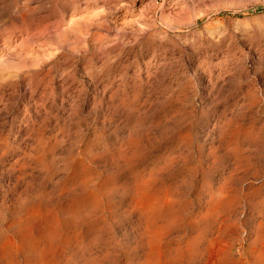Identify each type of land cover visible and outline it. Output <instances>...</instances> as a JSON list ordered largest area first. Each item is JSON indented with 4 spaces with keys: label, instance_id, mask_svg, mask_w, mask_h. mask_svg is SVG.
<instances>
[{
    "label": "rangeland",
    "instance_id": "rangeland-1",
    "mask_svg": "<svg viewBox=\"0 0 264 264\" xmlns=\"http://www.w3.org/2000/svg\"><path fill=\"white\" fill-rule=\"evenodd\" d=\"M154 1L106 0L89 51L77 53L55 37L79 13L70 0H0L1 59L19 52L27 19L50 33L26 44L34 64L0 77V237L23 199L56 213L74 206L51 264H254L264 0ZM70 167L82 171L69 177ZM227 177L244 191L224 195L231 211H212L209 195ZM143 178L179 190L171 222L145 223L132 189ZM87 193L96 200L83 204Z\"/></svg>",
    "mask_w": 264,
    "mask_h": 264
},
{
    "label": "bare ground",
    "instance_id": "bare-ground-1",
    "mask_svg": "<svg viewBox=\"0 0 264 264\" xmlns=\"http://www.w3.org/2000/svg\"><path fill=\"white\" fill-rule=\"evenodd\" d=\"M70 1L73 6L72 9L79 10V13H75L73 16L69 15V28L63 34L55 36L56 43L58 46H67L71 48L73 52L77 51V53H79V50L82 52L89 51L91 29L99 21L106 0H103L102 6L97 3L90 6V0H86V2H84L85 5H82L80 0ZM154 3V0H149V5H153ZM32 23L33 20L30 18L27 19V22L23 24L20 35H17L14 40V44L19 48V52L10 54L12 56L11 59L0 58V77H2V72L5 69L11 68L18 73L28 65L29 61H31L32 64L36 62L37 58L33 57V51L26 47V44L35 36L37 38H43V36L46 37V35L50 33L43 25ZM70 39H72L73 42L67 43V40L70 41ZM94 41H96V39ZM242 134L247 136L248 132L245 131L242 132ZM68 169H70L68 173L69 177H71V175L72 177L77 176L82 171V167H75V169L70 167ZM151 184L152 182L146 178L132 184V189L135 193V202L138 206L140 215H142L146 224L152 225L155 220H161L164 224L171 222L172 219L177 217V211L181 209L180 204L175 200V196H178L179 190L164 184L151 188ZM237 185L238 182L233 179V177L221 178L216 188H214L211 195H209L207 207H210L212 211L224 210L225 207L222 206L224 195L231 192L236 194L244 191L242 186ZM95 200V193H87L82 203L88 204ZM184 203L185 202H182V205H184ZM19 204L20 206L17 211L13 213L14 216L11 217L9 225L6 228L8 234L5 238L0 237V264H19L16 255L19 252L24 255L23 264H51L50 253L54 248L57 228L61 223H72L74 221L77 214L75 207L70 206L56 213L48 209L43 210L40 202L38 204L29 205L28 201L23 199ZM224 211L229 212L231 209L228 208ZM225 219L227 220V218ZM160 237L158 233L154 238L155 242L152 241L151 245L153 248L159 245L157 240ZM258 238L261 240V243L259 244L257 254L254 256L253 263L264 264L263 231H259ZM39 240H48V243L40 244L41 241L39 242ZM155 249L159 251V248Z\"/></svg>",
    "mask_w": 264,
    "mask_h": 264
}]
</instances>
